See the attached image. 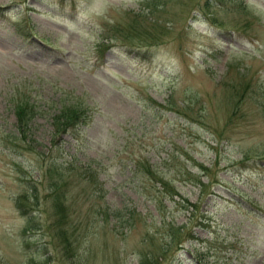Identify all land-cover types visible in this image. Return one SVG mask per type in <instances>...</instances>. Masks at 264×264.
Here are the masks:
<instances>
[{
	"label": "rangeland",
	"instance_id": "374dc122",
	"mask_svg": "<svg viewBox=\"0 0 264 264\" xmlns=\"http://www.w3.org/2000/svg\"><path fill=\"white\" fill-rule=\"evenodd\" d=\"M0 264H264V0H0Z\"/></svg>",
	"mask_w": 264,
	"mask_h": 264
},
{
	"label": "trees",
	"instance_id": "16d2710c",
	"mask_svg": "<svg viewBox=\"0 0 264 264\" xmlns=\"http://www.w3.org/2000/svg\"><path fill=\"white\" fill-rule=\"evenodd\" d=\"M35 110L36 108L34 106V102H30L29 100H22L14 105L16 125L19 129V132L22 133L23 136L26 133L25 131H27L28 124L32 119ZM83 115L85 114L82 109L75 107L73 104H64L61 106L58 113L53 114V120L56 124V127L61 128V130H65L74 128L79 122L84 120ZM74 134H76V132H74ZM62 216H65L64 224H66V215ZM54 225L57 227L56 224ZM60 233V238L62 237L61 241L67 243L69 240V235L61 231Z\"/></svg>",
	"mask_w": 264,
	"mask_h": 264
}]
</instances>
